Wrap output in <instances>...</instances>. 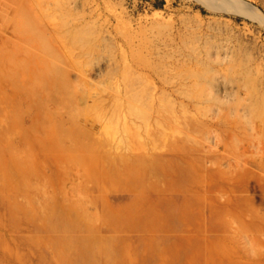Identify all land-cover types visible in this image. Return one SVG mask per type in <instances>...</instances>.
I'll list each match as a JSON object with an SVG mask.
<instances>
[{
	"label": "rangeland",
	"instance_id": "rangeland-1",
	"mask_svg": "<svg viewBox=\"0 0 264 264\" xmlns=\"http://www.w3.org/2000/svg\"><path fill=\"white\" fill-rule=\"evenodd\" d=\"M94 233L125 264H264V0H0V264Z\"/></svg>",
	"mask_w": 264,
	"mask_h": 264
},
{
	"label": "bare ground",
	"instance_id": "bare-ground-1",
	"mask_svg": "<svg viewBox=\"0 0 264 264\" xmlns=\"http://www.w3.org/2000/svg\"><path fill=\"white\" fill-rule=\"evenodd\" d=\"M12 171L14 172L13 168H12ZM21 187L20 185L16 183L14 188L19 190ZM65 213L67 215L66 214L62 215L56 222V226L59 230H63V231L76 230V231H81V232H85V230H87V225L85 224V221L82 218V215L80 214L79 211H77L74 208L67 207ZM95 236H96L95 233L92 236H85L82 242L84 246L85 245L86 246L87 245L97 246L98 244L100 246L102 244L104 248L98 247L97 250L95 249L90 250L88 259L86 258L88 255L87 250H84L86 252L82 251V252H79L78 254L70 255L69 249L72 246L71 243L74 242L75 240L74 239L66 240L64 246L62 247L60 251V255H62V259H65L66 261L65 264H69V261H72V260L73 262H76V260H79V259L89 260L90 264H98L99 261H101L103 264H123V262L125 261L124 248L121 245L119 246L117 245L118 247L114 249L112 248V246H108L110 245L109 237L106 238L107 242L105 243V242H99L97 239H95ZM113 240L118 241L115 238H113ZM83 264H86V263H83Z\"/></svg>",
	"mask_w": 264,
	"mask_h": 264
},
{
	"label": "crops",
	"instance_id": "crops-1",
	"mask_svg": "<svg viewBox=\"0 0 264 264\" xmlns=\"http://www.w3.org/2000/svg\"><path fill=\"white\" fill-rule=\"evenodd\" d=\"M123 264H125V262H123Z\"/></svg>",
	"mask_w": 264,
	"mask_h": 264
}]
</instances>
